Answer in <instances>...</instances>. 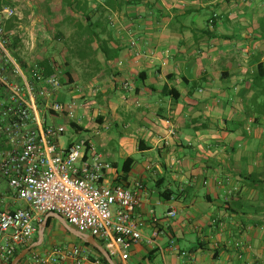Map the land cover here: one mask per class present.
Here are the masks:
<instances>
[{
	"label": "crops",
	"instance_id": "1",
	"mask_svg": "<svg viewBox=\"0 0 264 264\" xmlns=\"http://www.w3.org/2000/svg\"><path fill=\"white\" fill-rule=\"evenodd\" d=\"M15 6L22 61L51 60L61 82L58 56L73 61L65 59L72 83L62 84L57 99L76 102L80 111L75 107L74 118L46 114L45 122H75L85 131L71 127L58 143L88 138L112 165L106 183L139 193L131 214L143 222V239L127 260L111 254L116 264H264V0H17ZM90 23L104 25L101 46L89 43ZM29 24L43 33L37 62L22 58ZM129 159L134 165L126 174ZM27 207L0 172V210ZM48 217L44 242L22 264L54 246L84 247L76 240L46 245L57 226L71 234L54 214L38 224L29 247Z\"/></svg>",
	"mask_w": 264,
	"mask_h": 264
},
{
	"label": "built area",
	"instance_id": "2",
	"mask_svg": "<svg viewBox=\"0 0 264 264\" xmlns=\"http://www.w3.org/2000/svg\"><path fill=\"white\" fill-rule=\"evenodd\" d=\"M16 2L0 0V172L28 207L0 210V260L10 264L18 249L30 246L48 214L62 216L81 233L104 242L112 255L127 260L133 245L143 239V222L131 214L141 203L139 193L106 183L112 165L88 138L67 147L58 143L68 130L48 125L45 115L74 118L76 102L57 99L63 89L59 75L46 76L38 62L27 63L25 70L13 55L16 32L7 26L18 17ZM68 262L105 264L76 245L30 255V264Z\"/></svg>",
	"mask_w": 264,
	"mask_h": 264
},
{
	"label": "trees",
	"instance_id": "3",
	"mask_svg": "<svg viewBox=\"0 0 264 264\" xmlns=\"http://www.w3.org/2000/svg\"><path fill=\"white\" fill-rule=\"evenodd\" d=\"M67 1H68V3H69V0H67ZM71 5H72V4H69L68 6L71 7ZM14 27H15L14 22L11 21L10 23H8L7 29H8V30H12V29H14ZM84 31H85V32H89V33L91 34V35H90V36H91V40H89L90 45L93 44L94 42H98L99 45L101 46V43H102V34L104 33V25H103V23H93V24L90 23V24H88L87 28H85ZM21 42H22L21 36H20V35L15 36V38H14V43H13V45H12V47H11V50H12L13 55L18 59V61H19L20 63L23 64L24 69L27 70V69H26V68H27V64H26L24 61H22L21 56H20L19 48H20V46H21ZM39 64H40L41 68L44 70V74H45L46 76H52V75L57 74L56 66H55L54 63H52L51 60H45L44 62L39 63ZM66 76H67V78H65V79L63 78V79H62V84H63V85H69V84L72 83L70 72H67V73H66ZM71 127H72L73 129H75V130H76L77 132H79V133H82V132L85 131L83 128L79 127L75 122H72V123H71ZM126 164H127V165H126V170H125V172H126V174H128V173L131 171V169H132V167H133V165H134V160H133V159H129V160L127 161ZM51 222H52V219L49 220V222H48V227L50 226ZM68 233H69V232H68ZM69 234H70V233H69ZM70 235H71V234H70ZM77 240H78L79 242H81V243L84 245V247L91 249L92 252L94 253V255H95V256H98V257H99V258H100L105 264H109V263L107 262V260L101 255V253H100L97 249L93 248V247L90 246L89 244L83 243V242H82L81 240H79V239H77ZM98 241H99L103 246H105V243H104V242H102V241H100V240H98ZM35 242H36V241H35ZM26 248H29V246H27V247H25V248L18 249V250L16 251V253H15V255H14L12 261L10 262V264H12L13 260H14L17 256H19V255L21 254V252H22L24 249H26ZM27 257H28V256H27ZM27 257H26V258H27ZM26 258H25V259H26ZM25 259H24V260H25ZM24 260H22V262H21L20 264H22V263L24 262Z\"/></svg>",
	"mask_w": 264,
	"mask_h": 264
},
{
	"label": "rangeland",
	"instance_id": "4",
	"mask_svg": "<svg viewBox=\"0 0 264 264\" xmlns=\"http://www.w3.org/2000/svg\"><path fill=\"white\" fill-rule=\"evenodd\" d=\"M37 26H38V24H29V27H30V30L29 31H27V34H28V38H27V41H28V45H27V47L29 48V49H26L27 51V53H26V55L24 56L23 54H22V58L23 59H28V60H30V59H32L33 60V62L35 61V62H37V60H38V57H37V52H39L38 50H40V48H38V46L41 44L40 42H39V45L37 44V42L39 41V40H41V41H43V39H40V38H42V35H43V33L41 34V35H39V33H38V31H37ZM30 32V33H29ZM45 35V37H44V39H45V41L47 42V40L49 39V41H50V38H52L51 37V35L49 34V33H45L44 34ZM91 35V34H90ZM38 40V41H37ZM62 47L61 46H59V49H61ZM59 52V51H58ZM58 52L57 53H55L57 56L59 55L58 54ZM30 53V54H29ZM55 56V55H54ZM66 57V54H64L63 56H61V55H59L58 56V58H59V60H58V62L60 61L61 63V72H62V74H61V77H62V79L64 78H67V76H66V73L67 72H70V69H69V67H67V65L65 64V59H69L71 62H73L70 58H71V56L68 54L67 55V58H65ZM79 72V71H78ZM67 86V85H66ZM64 87H65V85H64ZM78 105V104H77ZM78 106H76V111H80L78 108H77ZM80 113V112H79ZM48 114H52V113H48ZM47 120H48V123L49 124H52V118L50 117V116H48V118H47ZM89 124V123H88ZM87 124V125H88ZM65 126H66V128H67V130H68V132L65 134V140L67 139V137H69L70 136V132H71V126L69 125V123H66L65 124ZM92 126V125H91ZM97 132H98V130H97ZM118 134V130L116 129V128H114L113 129V135L114 134ZM88 134V133H87ZM86 134V135H87ZM56 224L57 225H59V223L58 222H56ZM65 229H63V227L62 226H57V229L55 230V231H51V232H49V236L47 237V241H46V245H48V246H53V245H62V244H69V243H72V242H74V240H76V241H78L77 239H75V238H73V237H71L70 235H68L67 234V232L66 231H64Z\"/></svg>",
	"mask_w": 264,
	"mask_h": 264
},
{
	"label": "water",
	"instance_id": "5",
	"mask_svg": "<svg viewBox=\"0 0 264 264\" xmlns=\"http://www.w3.org/2000/svg\"><path fill=\"white\" fill-rule=\"evenodd\" d=\"M54 215H55V218L59 220L72 235H74L76 238L80 239L84 243L89 244L93 248L97 249L101 253V255L107 260L109 264H116L109 250H107L104 246H102L94 236L81 233L77 229L70 226L62 216L58 214H54ZM48 221H49V217L40 226L38 242L35 245L24 249L21 252V254L13 260L12 264H20L22 260H24L35 247L40 246L44 242L45 230L47 228Z\"/></svg>",
	"mask_w": 264,
	"mask_h": 264
}]
</instances>
